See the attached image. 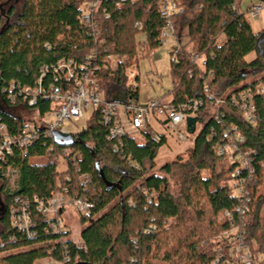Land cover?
I'll use <instances>...</instances> for the list:
<instances>
[{
    "label": "trees",
    "instance_id": "obj_1",
    "mask_svg": "<svg viewBox=\"0 0 264 264\" xmlns=\"http://www.w3.org/2000/svg\"><path fill=\"white\" fill-rule=\"evenodd\" d=\"M10 1L0 3V120L9 131L17 132L26 121L15 108L35 111L37 118L49 111L47 98L29 106L19 92L36 86L39 77L44 86L52 82L51 71H42L64 56L79 59L95 51V77L104 98L120 92L119 101L137 100L138 86L127 85V69L162 44L159 30L165 21L158 0H104L95 36L76 19L83 0ZM182 5L186 42L177 38L179 46L171 52L167 102L201 100L194 114L203 126L192 147L154 172L164 136L155 139L142 131L140 139H109L99 107L86 127L70 134V153L78 156L66 155L62 169L48 160L47 149L59 152L63 146L42 135L26 156L15 151L0 157V264H35L41 258L64 264H214L220 234L228 227L219 217L239 204L233 173L249 179L246 233L264 246V28L254 31L236 0H182ZM106 55L116 59L113 67L104 62ZM244 91L255 106L253 124L232 100ZM8 94L16 96L15 103ZM217 98L223 100L219 105ZM225 144L234 150L222 155ZM243 151L250 152L252 173L237 170L233 155ZM82 175H88L86 182ZM65 189L92 204L79 214L81 225L88 222L79 243L72 241L65 222L64 231L45 233L37 217L33 237L11 225L15 198L48 199Z\"/></svg>",
    "mask_w": 264,
    "mask_h": 264
},
{
    "label": "built area",
    "instance_id": "obj_2",
    "mask_svg": "<svg viewBox=\"0 0 264 264\" xmlns=\"http://www.w3.org/2000/svg\"><path fill=\"white\" fill-rule=\"evenodd\" d=\"M104 0H83L80 11L76 14V19L86 26L89 34L95 36L97 33V17ZM119 1L116 2L118 4ZM159 13L164 19L165 25L159 30V38L163 42L169 36H176V25L180 18L185 14L182 0H158ZM261 5H253L249 9L252 17H255L261 9ZM106 16V15H105ZM58 41L63 42V35H58ZM95 51H91L85 58L61 57L50 67H45L42 71L50 70L53 77L52 82L46 86L41 83V78L37 80V85L33 88H22L19 92L29 106H34L39 97L50 100L49 111L37 122H24L22 129L17 132L9 131L7 125L0 120V157L11 156L18 151L22 156H26L29 147L39 138L45 136L54 143V134L62 136L70 135L63 127L64 121H76L83 117L82 108L92 105L101 110L102 123L108 127V138L120 141L123 135L134 136L141 134L143 127L147 124V116L150 111L164 115L163 122L176 130V126L186 121L188 116L195 117L194 111L201 104V100H193L189 103L179 104L177 106L169 104L164 100H150L148 108H139L135 102H126L104 98V92L99 87L95 70L98 66L94 64ZM110 60L113 67L111 56L106 55L104 62ZM194 60L199 61L198 55ZM263 91V90H261ZM8 101L15 103L16 96L8 94ZM233 101L239 104L243 118L253 124L255 122V106L249 92H241L238 98L233 97ZM223 100L217 98L215 105H219ZM49 115L54 117L53 121L46 118ZM163 123V124H164ZM149 133V132H148ZM152 135V134H151ZM236 135V134H235ZM159 139L158 134L152 135ZM240 139V135H236ZM178 138L184 139V136L178 132ZM60 146V145H57ZM51 152L48 156L49 161L57 162L58 165H66V155H71L70 159L78 156L77 153L71 154L68 146H63L59 152H54L53 146L47 149ZM234 149L228 144L223 145L219 153L225 154ZM237 159V170L240 174L241 169L252 173L250 164V152H237L233 155ZM264 169V165L262 166ZM251 175V174H249ZM232 174L231 186L236 195L239 204L231 210H225L219 217L220 221L228 224V227L220 234V243L217 245L216 256L212 263L214 264H264V246L254 240L249 239L246 233L249 224V215L247 203L249 201V192L247 183L249 179L235 177ZM82 182L88 180V175L81 176ZM14 203L9 209L11 225L23 231L29 237L37 235L36 220L39 217L44 221L43 230L47 232L60 233L65 230L64 220L60 213L67 207L72 208L78 214H86L90 211L92 204L88 201L69 196L66 189L63 192L55 193L48 199H38L33 196L29 198L13 200ZM48 264H64L62 261L48 260Z\"/></svg>",
    "mask_w": 264,
    "mask_h": 264
},
{
    "label": "rangeland",
    "instance_id": "obj_3",
    "mask_svg": "<svg viewBox=\"0 0 264 264\" xmlns=\"http://www.w3.org/2000/svg\"><path fill=\"white\" fill-rule=\"evenodd\" d=\"M10 0H0V3H4ZM238 8L241 12L245 13L248 22H250L251 27L254 31H259L264 28V0H236ZM11 2V1H10ZM8 2V3H10ZM251 4L261 5V9L258 11L255 17H252L247 9ZM5 6V5H4ZM177 37L181 44L186 42V37L184 33L186 31V25L182 22L176 24ZM176 36H169L166 38L162 44L155 48V51L150 53L149 56L141 57L137 65H133L127 69V85L138 86V98L135 101L139 108H148L150 100H164L168 101L169 96L167 93L172 88L173 82L170 74V60L171 52L177 50L179 42L175 39ZM138 40H142L143 36L140 34L137 37ZM223 39L220 38L219 41ZM253 54H250L247 58L251 59ZM113 66L115 65L116 59H112ZM138 75V81L135 80V76ZM123 95L120 92L115 93L114 100H122ZM83 117L76 121H64L62 127L68 133H75L80 131L82 128L86 127L94 107L89 105L86 108H82ZM14 112L23 118L27 122H38L39 118L35 115V111L28 110L24 107L15 108ZM49 122L54 120L52 115L46 117ZM164 115L158 114L157 112L150 111L147 116V124L143 127V131L149 132L150 134L163 135L165 138V143L158 149L156 157L154 159V168L152 171L159 172V167L164 163L172 161L176 156L184 155V151L189 147H192V142L194 136L201 129L203 124L197 122L195 125V130L193 133L187 131L186 121L181 122L176 126L174 130L171 126L163 124ZM25 121V122H26ZM178 132H180L184 139L178 138ZM135 139H140L141 135H135ZM184 158V156H182ZM32 160V159H31ZM40 161H46V157L40 158ZM33 161V160H32ZM64 165H59L62 169ZM15 175L10 174V185L13 186V181ZM173 189H176L173 187ZM234 192H236L234 190ZM60 217L66 223L67 229L70 231V237L72 241L79 243V233L82 227H86L88 222L79 223V214L75 212L72 208L67 207L65 211L60 213ZM2 255H0V260ZM35 264H48V259H40L35 262Z\"/></svg>",
    "mask_w": 264,
    "mask_h": 264
},
{
    "label": "water",
    "instance_id": "obj_4",
    "mask_svg": "<svg viewBox=\"0 0 264 264\" xmlns=\"http://www.w3.org/2000/svg\"><path fill=\"white\" fill-rule=\"evenodd\" d=\"M186 125H187V131L189 133H193L195 130L196 118L188 116L186 118ZM72 142H73L72 137L69 134L65 136H62L58 133L54 134V143H56L57 145L69 146L72 144ZM2 210H3V207L1 206V202H0V212H2Z\"/></svg>",
    "mask_w": 264,
    "mask_h": 264
},
{
    "label": "crops",
    "instance_id": "obj_5",
    "mask_svg": "<svg viewBox=\"0 0 264 264\" xmlns=\"http://www.w3.org/2000/svg\"><path fill=\"white\" fill-rule=\"evenodd\" d=\"M253 5H255V4H251L249 7L251 8ZM249 7H248L247 9H250ZM248 11H249V10H248Z\"/></svg>",
    "mask_w": 264,
    "mask_h": 264
}]
</instances>
